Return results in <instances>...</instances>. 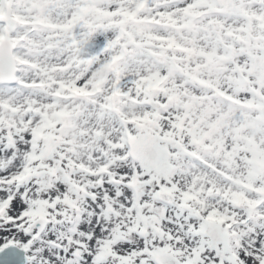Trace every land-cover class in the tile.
<instances>
[{"label":"snow or ice","instance_id":"6c2138e0","mask_svg":"<svg viewBox=\"0 0 264 264\" xmlns=\"http://www.w3.org/2000/svg\"><path fill=\"white\" fill-rule=\"evenodd\" d=\"M0 264H264V0H0Z\"/></svg>","mask_w":264,"mask_h":264}]
</instances>
